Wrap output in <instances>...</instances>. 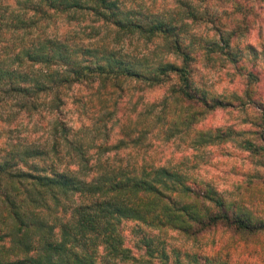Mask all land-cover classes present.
Wrapping results in <instances>:
<instances>
[{"label": "trees", "instance_id": "16d2710c", "mask_svg": "<svg viewBox=\"0 0 264 264\" xmlns=\"http://www.w3.org/2000/svg\"><path fill=\"white\" fill-rule=\"evenodd\" d=\"M206 1L170 0L167 10L141 0H0V264H230L224 248L167 249L162 237L172 232L192 244L221 233L264 250V214L243 196L228 200L152 161L101 160L150 148L149 135L195 151L232 142L264 168L260 70L240 55L235 30L215 26L196 46L192 25H217ZM226 1L243 20L264 8V0ZM133 42L144 50H130ZM201 57L225 61L246 87L230 97L204 92L192 74ZM160 88L162 98L143 100ZM134 98L142 130L122 124ZM247 107V130L202 126L217 111Z\"/></svg>", "mask_w": 264, "mask_h": 264}, {"label": "rangeland", "instance_id": "374dc122", "mask_svg": "<svg viewBox=\"0 0 264 264\" xmlns=\"http://www.w3.org/2000/svg\"><path fill=\"white\" fill-rule=\"evenodd\" d=\"M141 2L146 4V6H154L156 9L167 10L170 8L171 3L170 0H141ZM201 6L206 8L211 14H209L210 21L217 25L209 22H203L195 26L192 25L191 32L195 35L196 46L203 40L214 38L217 34L216 30H218L214 29L215 26H218L221 31H224V34H227L230 30H235L237 34L235 43L240 55L242 57L247 56V60H255V64H257L260 70L255 89L264 98V8L262 5L257 4L255 8L256 12L248 15L245 20L241 18V15L233 13V10L226 0H207ZM57 27H59L60 32L66 30H64L63 24H59ZM77 29L75 28L74 30ZM66 32H69V30ZM129 48L134 52L144 50L141 43L135 42ZM148 49H152V47L150 46ZM192 70L193 80L196 86L204 92L230 97L234 93H240L246 87L244 85L247 81L244 78L245 76L240 77L236 75L232 66L228 65L225 61H208L201 57L200 60H196L193 63ZM165 92L166 90L164 88L147 92L144 94L143 100L153 101L160 99L165 95ZM89 93L90 90L88 91ZM136 103V98H134L129 105L125 106L124 115L125 117L130 116L131 120L129 119L130 122H127L125 118L122 124L126 122L131 129L136 128L142 130L144 128L142 124L144 123L145 116L141 114L138 119L139 123L137 124V115L142 107L137 106L136 110L138 112H133V106ZM253 111L248 107L244 109L235 108L233 110L217 111L209 115L203 121L202 126L205 128L226 127L236 130H247L250 126L248 121H250ZM68 117H71L74 125L78 126L75 119L82 118V114L73 107L68 113ZM37 121L41 125L45 124V120L42 118L40 120L37 118ZM83 122L84 124H90L85 119H83ZM106 126L109 128V123ZM116 134L117 129L113 131L111 136L115 137ZM14 135L17 137L20 134L15 133ZM1 140L0 134V142ZM145 141L151 144L150 148L143 145L140 148L126 149L118 152L113 151L108 155L101 156V160H105L109 156L110 161L113 163H125L129 160L140 162L152 161L156 164L175 167L180 171L183 170L192 175L196 180L203 181L216 188L228 200L235 199L238 195L243 196V200L256 207L258 213L264 214V182H262V179L257 178L261 175L262 177L264 176V168L258 166L236 144L230 142L195 151L179 142L160 143L159 140L150 139L149 135L146 136ZM179 163L183 165L176 166ZM162 238L165 239L167 249L174 248L182 256L184 252L202 255L212 250L216 252L224 248L222 251L223 255L226 252L229 253L230 264L234 262L238 264H264V250L259 245L233 242L228 236L222 235L221 233L213 234V237H208L197 244H192L180 238L174 232L168 233Z\"/></svg>", "mask_w": 264, "mask_h": 264}]
</instances>
